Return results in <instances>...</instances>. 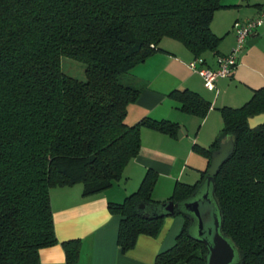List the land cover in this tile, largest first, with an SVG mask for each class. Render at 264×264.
I'll return each instance as SVG.
<instances>
[{
	"label": "trees",
	"instance_id": "16d2710c",
	"mask_svg": "<svg viewBox=\"0 0 264 264\" xmlns=\"http://www.w3.org/2000/svg\"><path fill=\"white\" fill-rule=\"evenodd\" d=\"M225 8L230 7L222 0H0V264H37L39 251L57 244L52 188L80 185L83 196L102 193L138 156L142 128L177 137L180 127L174 122L125 123L128 107L141 94L125 78L161 51L165 38L194 59L216 53L221 38L210 25ZM62 57L85 65V81L63 73ZM168 98L198 119L211 109L190 90H174ZM218 111L217 137L206 148L192 147L207 160L195 184L177 182L167 200L155 201L158 175L149 169L134 193L108 203L110 214L120 217L122 253L141 235L157 237L165 218L182 216L174 246L154 264L207 263L208 249L194 238L191 214L171 215L163 205L191 200L205 185L212 152L231 138L233 152L210 188L220 233L237 253L233 264H264V124L248 126L249 118L264 113V87L240 108ZM61 246L66 263H76L81 243Z\"/></svg>",
	"mask_w": 264,
	"mask_h": 264
},
{
	"label": "crops",
	"instance_id": "0c3cea01",
	"mask_svg": "<svg viewBox=\"0 0 264 264\" xmlns=\"http://www.w3.org/2000/svg\"><path fill=\"white\" fill-rule=\"evenodd\" d=\"M222 4L230 8L215 12L210 25L221 42L216 53L203 56L204 66L210 69L216 68L218 55H228L234 49V23L258 18L264 0H222ZM250 39L254 44L241 50L235 69L228 78L216 82L215 91L206 90L200 76L189 70L193 55L167 38L159 44L161 51L129 72L126 82L139 87L141 94L128 107L125 123L132 126L144 118L166 120L177 123L185 133L181 138H171L142 128L138 156L126 166L121 180L102 193L83 196L80 185L52 188L50 203L57 244L41 249L37 264H67L61 244L74 240L81 243L74 264H154L157 255L174 246L184 223L180 216L165 218L157 237L141 235L133 249L122 253L117 245L120 217L110 214L108 203H121L134 193L149 169L158 175L152 198L159 202L171 196L175 183L192 185L200 179L207 160L193 152V145L206 148L217 137L222 129L220 108H240L255 90L264 87V27L247 41ZM174 90L199 94L211 104L207 116L198 119L177 110L168 98Z\"/></svg>",
	"mask_w": 264,
	"mask_h": 264
},
{
	"label": "water",
	"instance_id": "95a60500",
	"mask_svg": "<svg viewBox=\"0 0 264 264\" xmlns=\"http://www.w3.org/2000/svg\"><path fill=\"white\" fill-rule=\"evenodd\" d=\"M255 40L246 41V46L251 47ZM264 124V113L248 119V126L254 129ZM185 131L180 128L177 134L182 137ZM233 140L227 139L220 144L219 148L212 152L210 167L206 173L204 187H201L191 200L178 205L168 202L163 205V209L168 214H173L175 210L185 211L192 216V233L194 238L202 242L208 249L206 264H233L235 250L231 244L222 237L220 233L221 223L216 202L214 200L211 184L213 178L221 165L233 152ZM143 209L144 206H141Z\"/></svg>",
	"mask_w": 264,
	"mask_h": 264
},
{
	"label": "built area",
	"instance_id": "2783aa9c",
	"mask_svg": "<svg viewBox=\"0 0 264 264\" xmlns=\"http://www.w3.org/2000/svg\"><path fill=\"white\" fill-rule=\"evenodd\" d=\"M264 25V5L260 7L259 17L245 23L235 22L232 32L235 36L236 44L228 55H218L216 57V68L210 69L204 66L201 58L194 59L188 64L192 73L200 76L205 89L215 90L216 82L228 78L236 67V58L245 47L247 39L254 35L258 28Z\"/></svg>",
	"mask_w": 264,
	"mask_h": 264
},
{
	"label": "rangeland",
	"instance_id": "374dc122",
	"mask_svg": "<svg viewBox=\"0 0 264 264\" xmlns=\"http://www.w3.org/2000/svg\"><path fill=\"white\" fill-rule=\"evenodd\" d=\"M254 9V8H251ZM257 19V18H255ZM252 19V20H255ZM247 21L241 22V23H245ZM264 26H262L261 28H259L258 30L261 31V29ZM246 47V45H245ZM245 47L243 49H245ZM61 68L64 74H66L67 76H70L78 81H85V65L83 63H80L78 61H75L73 59L67 58V57H62L61 58ZM182 217V216H180ZM237 253H235V257L233 260V263L237 262Z\"/></svg>",
	"mask_w": 264,
	"mask_h": 264
}]
</instances>
